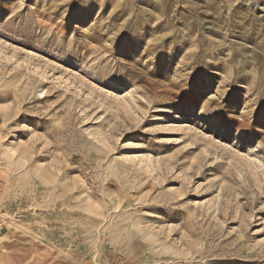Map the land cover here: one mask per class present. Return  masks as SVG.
I'll list each match as a JSON object with an SVG mask.
<instances>
[{"label":"rangeland","instance_id":"rangeland-1","mask_svg":"<svg viewBox=\"0 0 264 264\" xmlns=\"http://www.w3.org/2000/svg\"><path fill=\"white\" fill-rule=\"evenodd\" d=\"M0 264H264V0H0Z\"/></svg>","mask_w":264,"mask_h":264}]
</instances>
